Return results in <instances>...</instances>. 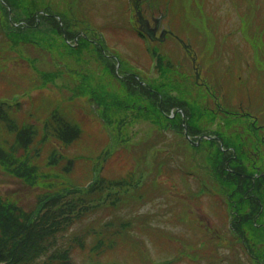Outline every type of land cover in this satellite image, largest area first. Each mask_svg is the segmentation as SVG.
I'll return each mask as SVG.
<instances>
[{
    "label": "rangeland",
    "instance_id": "obj_1",
    "mask_svg": "<svg viewBox=\"0 0 264 264\" xmlns=\"http://www.w3.org/2000/svg\"><path fill=\"white\" fill-rule=\"evenodd\" d=\"M35 2L36 8L59 12L60 22L62 15L74 24L70 29L79 31L77 41L79 34L90 36L105 55H115L120 78L126 76L121 69L129 68L143 81L160 84L154 89L165 94L162 106L169 115L180 109L186 119L182 106L190 103L198 119L187 120L199 127L172 128L164 118L155 124L129 105L128 85L106 74L96 54L84 49L75 51L80 59L63 54L60 39L61 47L51 52L48 43L12 47L0 31L3 206H14L23 220L44 213L47 201L42 200L49 194L66 192L62 205L68 209L53 218L69 215L62 225L67 230L53 249H69L72 264H254L249 250H264V183L261 175L248 179L233 167L249 146L264 160V0L144 1L149 13L164 14L191 43L204 83H197L192 61L172 37L152 45L132 27L128 0ZM2 15L9 17L0 8V21ZM154 53L162 75L152 67ZM98 89L114 94L113 112L107 106L117 129L107 126L105 106L96 101ZM143 92L135 91L134 99L147 107ZM226 109L233 110L228 119L222 115ZM204 110L216 112L223 127L212 117L206 122ZM242 110L257 118L258 128L236 115ZM177 111L176 122L182 115ZM66 128L73 130L69 137L61 135ZM96 176L105 180L101 187L96 184L98 200L89 202L87 188ZM233 207L244 214V226L235 222ZM231 221L239 233L229 227ZM238 235L246 243L249 239L248 250Z\"/></svg>",
    "mask_w": 264,
    "mask_h": 264
},
{
    "label": "trees",
    "instance_id": "obj_2",
    "mask_svg": "<svg viewBox=\"0 0 264 264\" xmlns=\"http://www.w3.org/2000/svg\"><path fill=\"white\" fill-rule=\"evenodd\" d=\"M232 1L235 4H237V0H232ZM36 3L37 2H35V0H0V8L3 10V12L6 15L9 16L6 19L2 15V19L0 21V31L4 35V38L7 41H9L12 47L15 46L17 47L20 46L21 44H25V45L27 44L30 46V45H41L40 43L42 44L48 43L47 49L51 52V50L56 45L58 46L60 45L59 44V39H60L65 45V48L61 49L63 51V54H65L66 52H69L70 54L74 53L76 59H80L81 56L75 53L76 50L84 49L89 54L92 55L96 54L95 57L96 59H99V61H101L102 66L106 70V74L112 72L113 74L112 79L116 78L117 80H120L121 85L125 87H127L128 85L126 89L129 94L128 96H130L129 99L130 106L138 109L140 112H144L148 114L150 118L153 119L152 121L155 124L158 125L159 123L161 124L164 118L165 122L167 120L172 122V125L170 124L172 128L184 129V127L182 126L184 120L183 115L180 114L181 117H178L179 120L178 122H176L175 121L176 115L174 116L173 115L174 113L172 112L170 116L163 108L162 105H163V98L165 99V94L161 95L159 89H154V87L159 86L160 84L152 83V82L147 83L143 81L144 79H142L139 75L138 77H136L135 73H130L129 71H133V70H130L129 68L127 70L121 69V72L123 74L125 73L126 76L120 78L119 76H121V74H119L118 72L115 73L116 71L115 62L117 60V59L115 60L116 58L115 55H107V54L105 55L102 52V48L99 44L93 43L90 39H88L90 36L86 37L79 34L77 41L75 36L79 33V31L74 32L71 31L70 29V26H74V24L67 23L62 15H61L62 21L60 22L58 19L59 12L49 8H42V9L36 8ZM238 7H240V5H238ZM40 10H43L44 12H41ZM263 10L264 8L262 9V11ZM43 13H50V14L46 15ZM47 16H49L48 17L49 21L45 19L47 18ZM40 20L41 21L43 20L44 23H41ZM60 47L61 45L59 46V48ZM159 60L160 59H158L156 62L155 69H157L159 75H162V70H161V65H159ZM131 85H134L133 90ZM161 85L165 86L166 83H163ZM138 89L139 90L141 89L142 92L143 90L145 91L143 92L144 98L142 99V101L145 100L147 102V107L140 106L141 104L138 101L139 98L134 99V92L138 91ZM98 91L100 95L95 93V96L97 97L96 101L99 104L103 103V105L105 106L104 116L107 126L111 124L115 126V128L117 129L119 126L114 121L115 117H113V115L111 116L110 114V112H113V106H115L116 103V100H114V96H113L114 94L110 93L111 91H106V94L103 95L105 92H102L99 89ZM177 100L181 101L180 98ZM107 104L110 106V109L112 111L109 112V107L107 106ZM188 104L190 103L183 104L184 106H182V108H184L187 118L193 117L192 119H194L196 118V116H193L194 115L193 113H195L193 109L194 107ZM118 105L119 104L117 103V106ZM180 106L178 108H180ZM175 110L177 111V109ZM207 113L208 112L205 110L201 112V114L206 116L205 118L206 122H210L207 117L213 118V116L212 113H208L209 116H207L206 115ZM161 115H164V117H160ZM187 118L185 119L186 122L185 124L187 125V128L190 132V130L195 126H198V124L193 125L190 120H187ZM199 118L201 117L199 116ZM120 120L121 119L119 118L118 122H121ZM175 125H178L180 127ZM71 131L73 130L66 128L61 130L60 132L62 136L66 135L69 137V133L71 134ZM216 133L218 135L221 134V132H216ZM219 136L222 139H224L223 135H219ZM113 139L115 140L116 138L113 137ZM66 141H68V139ZM212 142L214 143L215 141H211V143ZM104 180L101 179V177L96 176L94 182L91 183V187L87 188L88 191L91 193L88 196L90 198L89 202H95L96 200H98L99 197L98 193H100V191L96 190V184L97 186H99L100 184L101 187V184H103ZM116 184L117 182H115V184L113 185L114 186L113 189H115ZM104 185L107 184L105 183ZM68 191L72 192V189H68ZM64 194H66V192H62V191L49 194L45 200L44 199L42 200V201H47L46 202L47 204L44 208L46 211L44 213L38 212L34 216L28 215L23 220L21 219L23 217L19 215V211H17V209L14 206L10 204L3 206L4 204L1 203V199H0V264H64L63 261L65 260H69V263L68 261L67 263L72 264L70 255L68 253L69 249L63 251L62 253H60L56 248L55 250L53 249V246H55L58 242V237L60 236V234H62L67 230V228L63 229L62 225L64 223H67V220H69V215H67L65 219L66 221L64 219H59L61 218L60 216L57 219L53 218V214L54 215L61 214L62 211L68 209V207L62 205V203L67 202V201H63ZM67 195L70 194L67 193ZM88 197L84 195L81 196V198L84 199H87ZM50 206H54L55 208L50 210ZM84 207L85 208L89 207V205ZM233 209L235 216L233 218L235 219V222L237 221V219H239L240 225L238 227H241V225L244 226V224L246 223V221H244L243 219L244 214L237 212L235 207H233ZM8 212H13L17 217H15L12 213H8ZM230 228L236 233H239L236 231V226L233 224L232 221ZM243 235L242 236L238 235V236L242 238L244 242L243 245L248 250V247H251V245L249 246L248 238H246L248 239L247 243L244 241ZM255 242L257 243L256 239ZM256 249L257 252L256 251L253 252L252 249L249 250V252H251L253 255V260H254L253 262H255L254 264H262V262L264 263V260H262L264 259V250L259 249V247H257Z\"/></svg>",
    "mask_w": 264,
    "mask_h": 264
},
{
    "label": "flooded vegetation",
    "instance_id": "obj_3",
    "mask_svg": "<svg viewBox=\"0 0 264 264\" xmlns=\"http://www.w3.org/2000/svg\"><path fill=\"white\" fill-rule=\"evenodd\" d=\"M129 1L131 2L132 8L134 9V15L133 16L135 17L134 20L136 21V23L138 25V28H139L140 24L138 22V16H137L136 9L138 10V12L140 11L143 14V17H142V20L144 22L143 25L146 26V27L152 28V30L156 31V33H155L156 38H161L162 35H163V32H164V35L165 36H163V39L164 40L162 42H165V41H167V39L169 37H172L175 42L182 44L183 49H184V54L187 55L188 58H190V60L192 61V64H193V67H194V70H195V76H196V78H197V74L198 73L201 75L202 71H201V66H199L200 62H199V60H197V58H198L197 52L194 51L192 45H190L188 48L185 47V43H184L185 40L182 41L183 38L178 35V33L176 32V30L173 29L172 24L171 23H168V22L166 23V20H161L160 21L159 17L161 16V14L159 16H157L155 14V11L154 10H152V11L150 10V13H149L148 12L149 11L148 10L149 8L144 3V1H146V0H129ZM201 82H203V80ZM209 92H211L210 89H209ZM212 97H214L215 102L217 103V100H218L219 96L218 95H215L213 93L212 94ZM179 111H181V110L178 109L177 112H179ZM224 111L225 112L222 115H223L224 118L227 117V119H228V117H230L228 115L233 110L228 111L226 109ZM172 112L174 113L175 111H172ZM181 113H182V111H181ZM173 115L175 116V114H173ZM182 115H183V119H184L185 116H184V114H182ZM216 115H217L216 112L215 113H212V116H213V120H212L213 122L212 123L214 125H218L220 127H223V125L221 124V121H222L221 117L218 118ZM236 115H238V117H240V118L242 116H245L247 122L248 123H251V126L253 125L254 127H257V128L259 127V125L257 124V118L254 117V115L252 113L250 114V113L245 112V111L242 110L240 112V114L238 113ZM225 121H227V120H225ZM183 123L185 124V119L183 120ZM257 130H259V129H257ZM219 135H221V134H219ZM219 138L222 141L224 140L220 136H219ZM254 138L257 141L258 138H259V133H257L256 136H254ZM262 139H264V134L262 136ZM225 143H226V141L223 144H225ZM227 148L234 149V147H232L230 145L227 146ZM245 148H246V150L244 152V155H242L240 157V159L238 158V163H236V164L234 163V165H236L237 167L235 168V166H234L233 169L236 170V171H238V172H240L243 175H246V178H248V179H251V178L255 179V177L261 175L262 178H260L259 181L261 182V184L264 183V175H263L264 174V163H263L264 160L262 161V158L263 157H261L260 154L257 155V153H259L260 150L259 149L253 150L250 146L249 147H245ZM227 162H229V161L226 160V163ZM245 187H246V185H244L242 187V189H244ZM226 220L227 219H225V222H226ZM237 222H239V220H237ZM238 225H240V223H238ZM258 262H261V261H258Z\"/></svg>",
    "mask_w": 264,
    "mask_h": 264
},
{
    "label": "bare ground",
    "instance_id": "obj_4",
    "mask_svg": "<svg viewBox=\"0 0 264 264\" xmlns=\"http://www.w3.org/2000/svg\"><path fill=\"white\" fill-rule=\"evenodd\" d=\"M133 15H134V13H133ZM201 64H202V63H200V65H201ZM201 71L203 72V69H202V68H201ZM197 76L200 77V74L198 73ZM202 80H203V82H207V81L204 79V77L196 78L197 83L200 82V81H202ZM83 82H84V84L87 83L86 80L83 81ZM206 85H207V83H206ZM210 91H212V89H210ZM226 100H229V97L226 98ZM204 107H205V106H204ZM221 135H223V133H221Z\"/></svg>",
    "mask_w": 264,
    "mask_h": 264
},
{
    "label": "water",
    "instance_id": "obj_5",
    "mask_svg": "<svg viewBox=\"0 0 264 264\" xmlns=\"http://www.w3.org/2000/svg\"><path fill=\"white\" fill-rule=\"evenodd\" d=\"M59 19H60V17H58ZM148 32V34L150 35V36H152L151 34H152V31H147ZM152 38H154V36H152Z\"/></svg>",
    "mask_w": 264,
    "mask_h": 264
}]
</instances>
